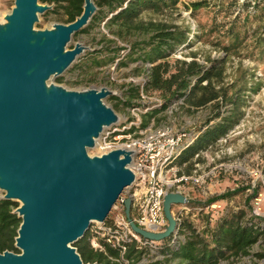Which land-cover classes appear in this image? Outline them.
<instances>
[{
	"label": "water",
	"instance_id": "95a60500",
	"mask_svg": "<svg viewBox=\"0 0 264 264\" xmlns=\"http://www.w3.org/2000/svg\"><path fill=\"white\" fill-rule=\"evenodd\" d=\"M51 8L39 0H13L0 22V190L1 198L19 202L14 212L21 218L14 238L20 252H0V264H95L84 263L72 243L92 222H103L134 181L132 150L88 153L103 129L119 121L105 102L114 92L52 81L87 48L68 45L96 12L95 1L83 0L71 22L36 28L39 15ZM187 203L181 192L164 195L167 225L159 233L133 222L129 197L124 212L135 233L160 241L178 225L173 205Z\"/></svg>",
	"mask_w": 264,
	"mask_h": 264
},
{
	"label": "rangeland",
	"instance_id": "374dc122",
	"mask_svg": "<svg viewBox=\"0 0 264 264\" xmlns=\"http://www.w3.org/2000/svg\"><path fill=\"white\" fill-rule=\"evenodd\" d=\"M261 1L264 0H178L174 8L145 11L140 15L143 21H165L190 28L189 35L193 43L171 55L168 58L170 63L176 59L189 61L192 59V53H195V59L207 67L210 66L211 59L225 61L224 84H232L238 88L243 84L250 86L260 81L258 92L247 95L244 116L239 124L201 153L197 168L199 173H207L204 183L200 186L190 182L181 184L180 188L188 202L193 203L173 205L174 215L180 216L181 220L188 217L197 225H201L202 216L208 213L213 218L226 208L237 210L245 207V200L253 190H256V193L255 197L249 200L250 212L264 219V2L262 4ZM248 4L249 6L245 7ZM12 6L13 0H0V22ZM54 22H62L60 12L46 11L39 15L35 27H50ZM104 22L105 19L94 23L85 32L72 37L69 48L76 42L87 48L52 81L72 89L108 87L114 94L106 97L105 102L112 108L116 105V109H113L120 118L127 113L128 108L123 102L128 99L125 91L130 86L137 85L133 80L136 81L145 72L142 65L144 61H129L126 53L134 40H143L146 36L140 34L128 40L118 39L108 31ZM103 36L115 39L116 44H109L103 40ZM115 46L125 49L119 50V56L110 61V48ZM95 60H99L100 65L95 64ZM121 60L126 63L117 64ZM230 107L229 104L222 109ZM210 114L209 105L192 108L184 102L172 114L169 122L178 129L196 132ZM157 119L164 120V117L159 116ZM88 153L91 156L97 155V150L93 147L88 149ZM234 189L239 191L229 199L203 208L193 206L197 201H204L208 197ZM124 190L126 194V189ZM2 195L3 191L0 190V198ZM15 202L19 205L18 201ZM93 225L94 222L90 224L89 231L93 229ZM249 251V258L243 256L232 261H223L226 264H247L250 260L249 264H264V256L259 258L254 255L264 253V235ZM145 256L151 259L149 252Z\"/></svg>",
	"mask_w": 264,
	"mask_h": 264
},
{
	"label": "trees",
	"instance_id": "16d2710c",
	"mask_svg": "<svg viewBox=\"0 0 264 264\" xmlns=\"http://www.w3.org/2000/svg\"><path fill=\"white\" fill-rule=\"evenodd\" d=\"M39 1L52 4V8L47 13L60 12V19L63 23L73 21L82 12L83 0ZM94 1L97 6L96 12L89 23L73 36L85 32L92 24L104 19V26L118 39L128 40L140 34L146 36L143 40H134L126 55L129 61L141 59L152 64L150 78L143 88L146 91L158 90L163 103L160 108L147 114L148 117L155 115L160 109L180 97H184L185 103L192 108L210 106L211 114L196 129L193 141L179 153L172 163L180 168L179 173L190 174L201 153L220 138L225 137L239 124L244 116L247 95L258 92L260 81L250 86L243 84L238 88L232 84H224L223 65L225 61L211 59L210 66L207 67L195 59V53H192V59L189 61L176 59L170 63L168 58L171 55L186 49L193 43L189 35L190 28H183L165 21H143L140 15L145 11H163L169 7L174 8L178 0ZM263 2L261 1L262 4ZM254 4L253 2V6ZM247 6L249 4L245 7ZM103 40L109 44H116L115 39H108L106 36H103ZM121 49L125 48L118 46L110 48L112 53L110 61L119 56ZM94 63L100 65L99 60H95ZM125 63L126 61L121 60L117 64ZM204 81L205 83H202ZM125 94L128 99L123 102L129 106L132 99L139 95V86H130ZM229 104L230 108L222 109ZM113 108L116 109V105H113ZM144 120L143 124H146L147 118ZM197 154L198 156H195ZM238 191L239 189H234L213 195L204 201H197L193 206L208 207L217 201L229 199ZM255 193L256 190H253L252 194L246 198L245 207L237 210L226 208L213 218L210 213L201 215V225H197L188 217L182 219L176 228V242H172L173 236L170 235L157 245V251L162 258L141 262L149 251L147 248H138L134 241L123 254V259H126L128 264H219L222 260L248 256L250 247L261 240L264 235V219L250 212L249 200L255 197ZM188 204L193 203L189 201ZM17 206L15 201L0 198V252L4 250L20 252L14 245V238L21 222V218L14 212ZM90 237L91 230H88L83 237L72 243L84 263L119 264L110 260V257L120 258L116 249L105 244L104 251L95 250L90 245ZM254 255L260 258L264 256V253Z\"/></svg>",
	"mask_w": 264,
	"mask_h": 264
},
{
	"label": "built area",
	"instance_id": "2783aa9c",
	"mask_svg": "<svg viewBox=\"0 0 264 264\" xmlns=\"http://www.w3.org/2000/svg\"><path fill=\"white\" fill-rule=\"evenodd\" d=\"M142 65L145 72L136 81L131 79L139 86V95L132 100L127 113L120 117L117 123L105 127L95 142L97 155L118 148L133 151L129 168L134 173V181L125 188L126 194L125 190L121 193L104 221L94 222L90 237V245L95 250L104 251L105 244L116 249L120 258L110 257V260L119 264H128V261L123 259V254L134 241L138 248L148 249L151 259L162 258L157 251L161 240L144 238L130 227L124 212L125 198H131L130 216L133 222L144 230L159 233L164 231L167 225L163 212L164 195L169 191L183 193L180 188L183 183L190 182L200 186L207 175L198 172L197 162L194 163L190 174L179 173L180 168L172 164L179 153L193 141L196 132L178 129L169 122L172 114L184 104V97L175 99L155 115L147 116L162 106L163 98L158 90H144L143 87L150 78L152 64L142 62ZM159 116L164 117V120L159 121ZM145 118L147 122L143 124ZM174 217L178 227L181 218L178 215ZM171 236L172 242L175 243L176 229ZM249 257L250 255L247 256ZM148 260V257L144 256L141 262ZM232 260L230 258V261ZM249 263L250 260L247 261V264ZM219 264L226 263L222 260Z\"/></svg>",
	"mask_w": 264,
	"mask_h": 264
},
{
	"label": "bare ground",
	"instance_id": "6f19581e",
	"mask_svg": "<svg viewBox=\"0 0 264 264\" xmlns=\"http://www.w3.org/2000/svg\"><path fill=\"white\" fill-rule=\"evenodd\" d=\"M97 140V139H96ZM96 142V141H95Z\"/></svg>",
	"mask_w": 264,
	"mask_h": 264
}]
</instances>
